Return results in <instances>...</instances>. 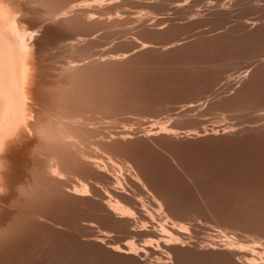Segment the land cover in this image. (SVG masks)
<instances>
[{
	"label": "rangeland",
	"instance_id": "374dc122",
	"mask_svg": "<svg viewBox=\"0 0 264 264\" xmlns=\"http://www.w3.org/2000/svg\"><path fill=\"white\" fill-rule=\"evenodd\" d=\"M21 1L38 28L39 112L87 117L91 139L105 136L94 142L134 172L122 176L124 192L113 174L74 165L91 195L53 182L52 194L33 203L37 137L28 133L0 188V233H13L0 244V264H264V0H103L96 8L77 0L93 4L89 20L78 10L48 18ZM74 59L86 62L83 76L62 73ZM151 121L177 131L159 132ZM135 172L146 188L128 176ZM21 185L31 194H18ZM107 193H118L134 217L112 214ZM153 196L187 227L166 224L182 245L165 242ZM221 230L241 248H225ZM130 240L137 254L112 248L127 251Z\"/></svg>",
	"mask_w": 264,
	"mask_h": 264
},
{
	"label": "bare ground",
	"instance_id": "6f19581e",
	"mask_svg": "<svg viewBox=\"0 0 264 264\" xmlns=\"http://www.w3.org/2000/svg\"><path fill=\"white\" fill-rule=\"evenodd\" d=\"M28 1L31 3H36L41 5L44 8L42 9L43 14L42 13L41 14L48 18H54L58 16L65 17L66 15H63L65 12H72L78 10L80 12L79 15H81L82 17L85 16V19H88V17H86L87 16L86 14H88L91 11V8H93L92 7L93 4L87 3V1L85 3L84 1L77 2L76 0L75 2L72 1L70 3V1L67 0L68 1L67 4H62V5L61 3L59 4L57 2H54L56 0H28ZM65 1L66 0H64V2ZM93 1L95 3L94 7L96 8V6L99 7V5L102 3L103 0H93ZM64 2L62 1V3ZM49 4L52 6L44 7V5H49ZM93 9L92 11L95 12ZM28 12L29 9L27 8V3L24 4L21 0H0V188L2 187L4 188L5 186H7L6 169L8 167V163H9L8 161L11 152L15 148L18 141H20L21 139H25L28 136V133L32 132L37 137L36 138L37 143L35 144V146L33 147V149L29 154L32 157V158L30 157L31 161L32 159L33 160H35V158L37 159L35 153L38 147L40 148L41 151L45 152L47 155V158L43 160L44 163H42L43 165L42 172L40 169H38L37 172L38 179L35 182H33L34 179H32L33 183L30 182V184L32 183L33 190L35 189L33 186L37 185L38 183L40 184L41 176L44 175L50 178L52 183L53 182L55 183L58 182L59 184L61 183L65 189V190L64 189L61 190H64L68 193H72L80 196L91 195L90 194L91 191L88 185L89 183L87 184L86 182H84V180H82L83 178L80 179L78 177L79 175H76V173H74L75 167H72L74 169V172L71 169V166L75 165L77 168L78 165H80V167L83 166L84 170H86L85 168L89 167V170H95V172L98 171L99 173H101V175L102 173L113 174L115 180L114 188L115 189L119 188V190L122 189L121 191H123L125 187L124 186L125 177L122 176L127 175L125 174L127 170L131 171L134 168L131 166V163L129 161L128 162L127 161L123 162V160L122 162L120 160L118 161V159L115 158L116 156H114V154L112 155L111 151L109 153L108 150L107 152L105 151L106 149L105 150L103 149L104 147H101L102 145H99V143L97 145L96 142L103 141V138L105 136L101 139V135H100L99 138L100 140L98 139L92 140L93 138L91 139L92 136L90 137V133L88 134L89 131L86 130L90 128L89 127L90 123H88L89 121L87 122V117H85L86 118L85 119L84 116L69 115L66 112H62L60 114L49 113L46 116H43L45 115V113L39 112L37 106L39 100L37 71L39 66L36 57V50L32 42V40H34V36L38 28H37V24L30 23L28 21L27 19L28 17H26L28 15L27 14ZM95 13L97 14V12ZM79 15L77 16L79 17ZM141 45L146 48V46H148L149 44L144 42ZM114 57L113 59L116 58ZM81 61L83 60L75 61L74 59L72 61H69L68 63L66 62L67 64L64 67L62 66L63 67L62 73L63 74L66 73L68 74V76L70 75L80 76L83 73V70L87 68V65L84 64L86 62L82 63ZM157 122L158 121H154L149 126L155 128L154 125L158 124L159 132H164L165 134L168 133L174 134V132L177 131V130L176 131L173 130L172 128H168L167 125L163 123L164 121L163 122L161 121L162 123L159 122L157 123ZM41 128L46 129L48 133V142L46 145L41 144L38 135V132ZM150 129L148 131H150ZM126 137H130L129 133L127 132L121 135V138H126ZM115 138L116 137H114V139ZM35 161L32 162L33 165L30 167L31 171L30 168L29 169L27 168L30 171V173L32 172L31 174L29 173L32 177H34V171H33L34 168H37ZM80 169L81 168H79V170ZM49 170L58 171V175L63 176L64 179H59L57 177L50 176ZM132 172H134V170ZM128 176L132 177L135 181L138 182V184L140 183L142 187L144 188L147 187L145 186L146 184H144V182L142 181L140 175L137 174L136 172L132 173V176L130 175ZM29 178L31 179V177ZM68 183L70 185H68ZM62 185L61 187H63ZM28 187L29 185L27 186L25 185L23 187L21 185V189L24 190V193H28L29 195V193L31 194L32 189L31 187L29 188ZM19 192L20 191H18V194ZM124 192H126V190H124ZM117 194L111 195L110 193H107L109 198L108 199L106 198L107 200L104 202V205L112 214H114L117 217L120 218L125 216L134 217L133 216L134 211L132 207L130 208L129 205L125 204L123 202L122 197L119 194L118 195ZM142 198L143 196L142 197L139 196L138 198H136V200L141 203L144 209H146L145 208L146 204L144 205V203H142L143 201ZM153 200H155L158 206V209H155L157 210L156 212L160 214L162 213L164 216L163 218L164 222L160 224V228L162 231L161 233L162 234L164 233L167 236V238H165V242L168 245L170 244L182 245V242L184 241H182L181 237L178 234L170 232V229L169 230L167 229L166 224L167 222H170L171 226L173 228H178L179 231L187 230V227L183 223H179L170 219L168 214L164 212L163 204L157 199V197L155 198L153 196ZM146 212L148 213V211ZM144 224L145 223H143L142 225ZM220 233L221 234L223 233L222 230L220 231ZM223 237L224 238L222 239L223 240L222 244L225 246V248L233 249L234 247H238L239 245L238 241H234V239L230 238L224 233H223ZM240 244L242 245V243ZM126 246H127V251L121 249V247L119 246H114L112 248L114 250L116 249L117 251L126 252L128 254L129 253L137 254L139 247H137L134 242L130 240L126 243ZM212 247L214 248V246ZM254 251L252 254L258 253L256 251L255 253ZM247 260H249L250 262H256L257 259L255 260L252 257Z\"/></svg>",
	"mask_w": 264,
	"mask_h": 264
},
{
	"label": "snow or ice",
	"instance_id": "6c2138e0",
	"mask_svg": "<svg viewBox=\"0 0 264 264\" xmlns=\"http://www.w3.org/2000/svg\"><path fill=\"white\" fill-rule=\"evenodd\" d=\"M52 5H44V7H51ZM70 11V10H69ZM69 12H65L63 15H68ZM60 17H57V19H59ZM40 141L42 145H46L48 142V133L47 130L44 128H41L38 132ZM36 157H37V161H42L45 160L47 158V155L45 152L41 151L40 148L38 147L36 153H35ZM34 182L38 179L37 176V172H38V168H34ZM49 175L52 177H57L59 179H64L63 176H59L58 175V171L55 170H49ZM20 193L21 195H25L24 190L20 189ZM11 238H13V233L12 232H5V233H0V244H6Z\"/></svg>",
	"mask_w": 264,
	"mask_h": 264
},
{
	"label": "clouds",
	"instance_id": "9594fccd",
	"mask_svg": "<svg viewBox=\"0 0 264 264\" xmlns=\"http://www.w3.org/2000/svg\"><path fill=\"white\" fill-rule=\"evenodd\" d=\"M36 167L38 169L43 170V165L41 161H37L36 162ZM51 185H52V181L50 178H48L47 176L42 175L41 176V183L39 188L37 189L35 195H34V199H33V203H42L44 202L52 193H51ZM31 206V205H30ZM23 217H24V223L22 226H27V223L29 221V217L27 215V212L22 213Z\"/></svg>",
	"mask_w": 264,
	"mask_h": 264
}]
</instances>
